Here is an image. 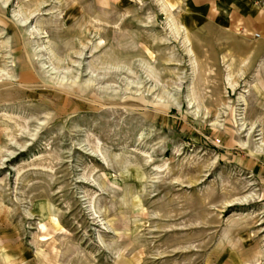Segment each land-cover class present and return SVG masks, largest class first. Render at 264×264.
Returning a JSON list of instances; mask_svg holds the SVG:
<instances>
[{
	"label": "rangeland",
	"instance_id": "rangeland-1",
	"mask_svg": "<svg viewBox=\"0 0 264 264\" xmlns=\"http://www.w3.org/2000/svg\"><path fill=\"white\" fill-rule=\"evenodd\" d=\"M0 264H264V0H0Z\"/></svg>",
	"mask_w": 264,
	"mask_h": 264
},
{
	"label": "bare ground",
	"instance_id": "bare-ground-1",
	"mask_svg": "<svg viewBox=\"0 0 264 264\" xmlns=\"http://www.w3.org/2000/svg\"><path fill=\"white\" fill-rule=\"evenodd\" d=\"M228 76V75H227ZM230 81V80H229ZM230 85L232 86V85H234V84H232V83H230Z\"/></svg>",
	"mask_w": 264,
	"mask_h": 264
}]
</instances>
